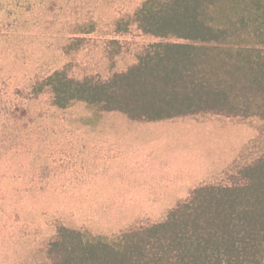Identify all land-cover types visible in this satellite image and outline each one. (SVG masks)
<instances>
[{
  "label": "rangeland",
  "instance_id": "374dc122",
  "mask_svg": "<svg viewBox=\"0 0 264 264\" xmlns=\"http://www.w3.org/2000/svg\"><path fill=\"white\" fill-rule=\"evenodd\" d=\"M143 1L0 0V264H48L60 226L113 238L163 221L201 184L243 183L264 156L258 117L202 112L126 140L116 111L34 93L56 70L107 80L134 64L155 41L130 23Z\"/></svg>",
  "mask_w": 264,
  "mask_h": 264
},
{
  "label": "trees",
  "instance_id": "16d2710c",
  "mask_svg": "<svg viewBox=\"0 0 264 264\" xmlns=\"http://www.w3.org/2000/svg\"><path fill=\"white\" fill-rule=\"evenodd\" d=\"M130 19L155 41L125 71L76 80L56 70L34 93L147 122L202 112L264 120V0H144ZM239 173L243 183L201 184L163 221L113 238L60 226L48 264H264V156Z\"/></svg>",
  "mask_w": 264,
  "mask_h": 264
},
{
  "label": "crops",
  "instance_id": "0c3cea01",
  "mask_svg": "<svg viewBox=\"0 0 264 264\" xmlns=\"http://www.w3.org/2000/svg\"><path fill=\"white\" fill-rule=\"evenodd\" d=\"M110 115H120L117 116L118 119L120 120V122L125 123V126L121 127L122 128V133L124 134L126 133L125 139L128 140L132 135L131 133L133 132H137V131H144L146 130L148 127H150V125H153L154 123H158V122H134L131 121L129 118H127L125 115L123 114H116V112H108ZM160 123H162L163 121H159Z\"/></svg>",
  "mask_w": 264,
  "mask_h": 264
}]
</instances>
